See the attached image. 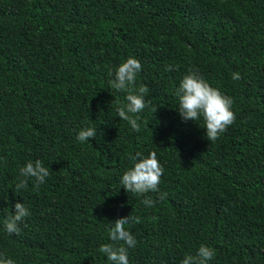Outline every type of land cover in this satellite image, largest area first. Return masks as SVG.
Listing matches in <instances>:
<instances>
[{
    "label": "trees",
    "instance_id": "trees-1",
    "mask_svg": "<svg viewBox=\"0 0 264 264\" xmlns=\"http://www.w3.org/2000/svg\"><path fill=\"white\" fill-rule=\"evenodd\" d=\"M129 57L151 101L140 132L109 84ZM190 71L234 100L215 142L178 111ZM88 127L96 137L81 143ZM152 151L159 193H128L131 158ZM0 158V255L16 264H112L99 247L131 214L129 264H181L201 245L215 249L208 264H264V0H0ZM36 160L46 182L17 191ZM17 202L31 213L18 235L4 228Z\"/></svg>",
    "mask_w": 264,
    "mask_h": 264
},
{
    "label": "clouds",
    "instance_id": "clouds-1",
    "mask_svg": "<svg viewBox=\"0 0 264 264\" xmlns=\"http://www.w3.org/2000/svg\"><path fill=\"white\" fill-rule=\"evenodd\" d=\"M141 70V62L134 57H129L118 66L115 78L109 81L111 89L127 93V103L117 102L116 112L117 116L121 120L127 121L135 132L141 131L139 117L136 114L151 107V101H145V96L149 93L148 87L144 84L136 87V77ZM173 70L174 66L172 65L165 67V71ZM232 79H241L240 73H233ZM175 95L179 101L178 111L182 119L184 121H199L203 118L206 138L210 142L218 140L235 122L236 115L232 108L233 98L225 95L218 88L212 87L208 81L194 71H190L182 78L179 87L175 89ZM94 137H96L95 128L88 127L80 130L76 139L83 143ZM131 159L134 166L126 170L120 180L125 190L136 195H145L149 192L159 193L164 167L159 162L157 153L152 151L148 156H144L143 153L136 152ZM19 173L22 179H19L16 184L17 191L22 188L26 189L30 179L34 180V190L38 191L50 175L49 169L40 160L27 162L24 167L19 169ZM166 196L167 193H161L159 198L164 199ZM142 203L152 207L155 201L151 197L145 196ZM30 214V210L24 203L17 202L15 214L8 215L4 221L7 233L18 235L20 233L19 224ZM140 222L141 218L133 214L117 219L109 228V237L113 243L102 244L99 247V252L105 254L107 260L112 264H129L128 250L136 247L137 240L126 226ZM214 256L215 249L201 245L195 255H186L181 264H208ZM0 264H16V262L0 255Z\"/></svg>",
    "mask_w": 264,
    "mask_h": 264
}]
</instances>
